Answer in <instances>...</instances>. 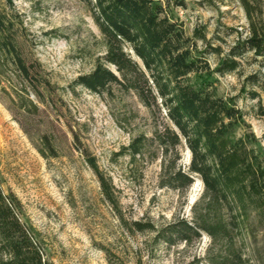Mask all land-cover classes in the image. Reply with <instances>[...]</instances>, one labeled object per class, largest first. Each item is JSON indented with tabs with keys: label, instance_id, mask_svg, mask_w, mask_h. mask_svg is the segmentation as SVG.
Wrapping results in <instances>:
<instances>
[{
	"label": "rangeland",
	"instance_id": "374dc122",
	"mask_svg": "<svg viewBox=\"0 0 264 264\" xmlns=\"http://www.w3.org/2000/svg\"><path fill=\"white\" fill-rule=\"evenodd\" d=\"M183 1L185 6L173 9L172 15L185 34L191 36L194 27H204L207 38H214L212 47L222 51L206 56L213 71L234 41L248 35L245 11L238 0ZM252 1L264 13V0ZM13 2L22 21L20 48L28 61L40 64L43 83L39 96L23 94L14 103L0 94V186L5 195L18 200L21 219L45 258L53 264H206L210 239L205 234L168 246L155 242L152 232H138L132 225L159 228L177 219L189 220L203 185L194 177L182 191L160 186L164 161L151 139L162 119L152 117L132 92L114 86L112 95H98L74 84L102 52L87 4ZM203 47L197 43L198 50ZM251 74L258 75L263 89L244 86ZM6 75L12 85L18 83L12 70ZM190 83L207 86L226 99L237 97L243 118L231 140L252 133L255 147L264 154V65L247 54L237 72L192 76ZM249 90L258 98H247ZM139 136L146 141L142 155L133 160L124 148ZM83 151L110 184L119 213L105 200ZM177 152V165L186 168L188 150L181 145ZM262 240L259 232L246 252L251 264H257Z\"/></svg>",
	"mask_w": 264,
	"mask_h": 264
},
{
	"label": "trees",
	"instance_id": "16d2710c",
	"mask_svg": "<svg viewBox=\"0 0 264 264\" xmlns=\"http://www.w3.org/2000/svg\"><path fill=\"white\" fill-rule=\"evenodd\" d=\"M82 1L98 28L102 52L74 84L98 95H112L114 86L132 92L152 117L162 119L151 139L164 161L160 186L182 191L192 185L194 177L203 185L189 220L177 219L159 228L134 222L135 230L152 232L155 242L168 246L205 234L210 239L206 264H251L246 252L259 232L264 242V154L255 147L252 133L231 140L243 118L237 97L223 98L207 86H193L190 80L210 73H235L247 54L264 65L263 11H257L252 0H238L245 11L248 35L237 38L212 71L206 56L222 51L212 47L214 38H207L204 27H194L191 36L185 34L172 15L173 9L185 6L183 0ZM21 25L13 0H0V94L8 95L13 103L16 98L22 100L23 94L39 96L43 83L40 64L23 56L18 41ZM197 43L203 49L198 50ZM7 70L17 78L16 85L10 83ZM245 85L263 89L256 74L247 76ZM245 92L250 100L259 96L255 91ZM258 108L263 110L260 104ZM145 141L144 136L136 137L124 151L134 160L142 155ZM181 145L190 154L186 168L177 165ZM86 160L105 200L118 212L110 184L94 159L86 155ZM21 215L18 200L5 195L0 186V264H53ZM256 262L264 264V248Z\"/></svg>",
	"mask_w": 264,
	"mask_h": 264
}]
</instances>
